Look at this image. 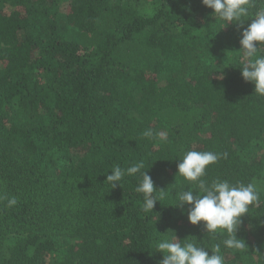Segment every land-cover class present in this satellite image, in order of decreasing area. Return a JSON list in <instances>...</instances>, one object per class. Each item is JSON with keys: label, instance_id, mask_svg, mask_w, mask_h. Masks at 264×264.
<instances>
[{"label": "trees", "instance_id": "trees-1", "mask_svg": "<svg viewBox=\"0 0 264 264\" xmlns=\"http://www.w3.org/2000/svg\"><path fill=\"white\" fill-rule=\"evenodd\" d=\"M212 12L202 0H0V264H161L164 235L264 264V96L239 67L251 19ZM188 150L220 154L209 181L260 192L237 231L248 251L173 206ZM140 160L165 192L149 213L138 176L105 182Z\"/></svg>", "mask_w": 264, "mask_h": 264}, {"label": "clouds", "instance_id": "clouds-1", "mask_svg": "<svg viewBox=\"0 0 264 264\" xmlns=\"http://www.w3.org/2000/svg\"><path fill=\"white\" fill-rule=\"evenodd\" d=\"M202 3L213 9L211 15L216 20H222L226 25L235 22L243 26L245 21L251 19V23L241 33L239 67L244 80L254 83L255 93L264 96V0H202ZM154 135L161 141H167L164 132L154 134L152 129H147L143 133V136L149 138ZM219 159L220 154L213 151L188 150L183 154V158L179 159L177 175L183 177L188 186L174 188L176 203L173 206L183 208L187 205L191 224L199 225L203 222L209 237L226 235L221 242L223 248L242 253L248 251V244L238 238L237 231L242 217L250 213L251 208L261 205V196L251 182L233 183L219 177L209 181L208 170ZM144 169L143 160L126 168L117 164L111 168V174L107 175L105 182L112 189L117 184L122 186L125 176H138L139 182L134 191L142 194L143 212L149 213L153 212L157 201L161 202L165 192L156 188L152 177ZM4 199L7 197L0 196V201ZM16 204L17 199L12 197L7 200L6 207L11 208ZM155 248L164 254L161 264H226L220 243L209 248L188 239L180 240L176 235H164L158 239ZM207 249H211V254Z\"/></svg>", "mask_w": 264, "mask_h": 264}]
</instances>
